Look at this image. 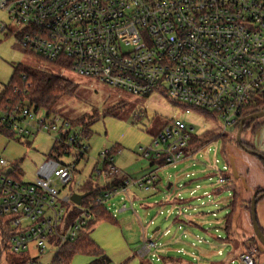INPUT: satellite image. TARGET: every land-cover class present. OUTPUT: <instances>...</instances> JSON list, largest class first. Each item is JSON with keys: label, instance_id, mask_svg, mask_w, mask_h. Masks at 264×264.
Listing matches in <instances>:
<instances>
[{"label": "built area", "instance_id": "obj_1", "mask_svg": "<svg viewBox=\"0 0 264 264\" xmlns=\"http://www.w3.org/2000/svg\"><path fill=\"white\" fill-rule=\"evenodd\" d=\"M0 10L18 26L27 51L134 96L163 94L185 113L212 112L223 132L264 101V0H0ZM0 125L14 139L53 135L60 157L75 151L71 162L45 161L33 181L7 170L10 161L0 154V264H9L10 255L20 264H43L40 256L51 247L55 254L47 264L61 263L62 247L78 239L108 200L128 196L133 185L150 190L158 170L210 143L190 149L194 127L175 117L139 149L152 166L147 174L128 176L116 164L120 149L103 148L76 190L61 195L59 184L68 185L79 163L90 160L86 137L69 119L28 103H0ZM228 180L219 178L221 184ZM89 181L94 189L108 188L73 202L70 195L83 193ZM31 244L36 255H29ZM155 246L145 243L142 254ZM241 262L255 264L244 254Z\"/></svg>", "mask_w": 264, "mask_h": 264}, {"label": "rangeland", "instance_id": "obj_2", "mask_svg": "<svg viewBox=\"0 0 264 264\" xmlns=\"http://www.w3.org/2000/svg\"><path fill=\"white\" fill-rule=\"evenodd\" d=\"M1 23L8 24L9 30H0V91L9 83L18 64L57 74L76 83L75 92L61 98L52 107V112L72 121L84 119V122L74 126V130L82 134L86 125L89 128L90 136L84 142L90 146V160L88 163H79L68 185L59 184L61 195L76 190V183L83 181L91 172L94 159L103 148L116 146L120 149L116 154V164L123 170L132 171L131 168L140 165L150 167V161L139 149L149 145L175 117L185 120L202 137L206 132L222 136V139H210V143L193 153L192 157L158 170L159 182L150 190L132 186L129 197L121 193L106 203V208L111 213H116L120 225L98 220L90 234L104 247L112 264H241L242 254L251 256L255 264H264V248L259 249L250 214L253 194L264 188V184H254L258 181L257 176L252 178L247 172L249 169L252 171V160L247 157H259L239 146L238 126H229L223 132L222 121L213 116L212 112L185 113L163 94L134 96L111 88L99 80L80 77L64 62H51L27 51L17 32L18 26L3 10H0ZM263 119L264 117L255 118L249 122V126L241 133L243 142H247L252 132L251 125ZM9 135L0 134V154L10 161L7 170H12L25 181H33L41 165L49 159L57 160L59 157L63 163L74 160L73 150L63 157L58 155L54 149L53 135L39 133L23 140L12 139ZM230 157L234 158L239 174L245 177L248 189L242 180L234 177L231 166L230 170L224 169L229 165ZM222 175L229 178L225 184L219 182ZM233 185L238 196V205L233 214V229L239 244L237 247L231 241L221 244L220 255L218 247L210 242L216 241L218 233L224 238L227 236L221 227L231 211L230 204L235 191ZM254 189L256 190L253 192ZM245 194L249 196L244 200ZM124 203L126 209L116 212ZM256 212L258 222L264 229V196L258 201ZM191 216L201 226L195 227L193 234L186 235L187 227L183 225V220L188 221ZM240 217L242 228L239 231ZM157 227L160 229L157 230ZM149 241L156 242V246L151 248L150 253L143 255L140 251ZM166 246L176 247L175 251L171 249V253L167 255L164 252ZM209 252H213V255H208ZM37 253L35 245L31 244L29 255ZM54 254L55 249L51 247L41 254L40 261L47 264L53 260ZM20 260L17 255H10L9 264H20ZM90 260L89 255L77 253L71 264H88Z\"/></svg>", "mask_w": 264, "mask_h": 264}, {"label": "trees", "instance_id": "obj_3", "mask_svg": "<svg viewBox=\"0 0 264 264\" xmlns=\"http://www.w3.org/2000/svg\"><path fill=\"white\" fill-rule=\"evenodd\" d=\"M75 89H76V83L68 78L53 73H47L39 69L27 67L23 64H18L14 69L13 75L9 83L5 85L4 88L0 91V103L8 102V101L12 103H28L29 105H34L37 109H44L47 110L48 112H52V107L58 101H60L61 98L71 96L75 92ZM172 103L176 104L179 108H184L175 102ZM263 110H264V101L258 102L256 104L251 105L248 109L244 110L242 113V117H245L250 114L258 113ZM193 111L201 112L202 110L193 109ZM70 121L75 126L84 122V119H79L75 121L70 120ZM250 121H254V119L247 120L245 122L244 128L249 126ZM239 125L240 122L238 123V128ZM5 129L6 128L4 126L0 125V134L1 133L10 134L9 137L14 139L13 134L9 133ZM208 134H211L209 138L207 137ZM82 135L86 138H89L90 130L89 128H87V125L82 130ZM204 137H202V135L200 134L194 135L190 141L189 148L195 150L202 147V146L199 147V145H205L208 142H210L209 141L210 139L211 141L222 139L221 135L213 134L209 132H206ZM238 144L241 147L243 144L246 148L256 151L253 148V146H251L246 142L242 141V143H238ZM115 148L117 147L116 146L112 147V149ZM259 159L264 165V157H259ZM159 163L161 164L162 161H159ZM105 188L108 187H100L94 189L93 182L89 181L81 188V192L83 193L90 192V195L88 197L90 198L91 196L100 193ZM260 193L261 190L259 194ZM237 205H238V196H237V192L235 191L230 204L231 211L225 217L226 235H230L232 232L233 223H234L233 214ZM250 211H251V201H250ZM97 220H107L109 222L115 221V219L112 217V214L109 211H107L105 207H100L99 213L97 214V218L94 221L90 222V224L87 226V229L82 231L78 239L74 242L66 243L62 247L58 255V257L62 259V262L61 263L58 262L57 264H71L73 256L77 253H85L89 256L96 257L95 261L92 264H99L100 262L107 260L101 247L89 236V231L92 228V226L97 222ZM261 229L264 233V229L262 227ZM255 250H257V248H255Z\"/></svg>", "mask_w": 264, "mask_h": 264}, {"label": "crops", "instance_id": "obj_4", "mask_svg": "<svg viewBox=\"0 0 264 264\" xmlns=\"http://www.w3.org/2000/svg\"><path fill=\"white\" fill-rule=\"evenodd\" d=\"M252 127V132L250 133V136H248L247 138V142L248 144H250L251 146H253V148L258 151L259 153H261L262 155H264V119L262 121H259V122H256L254 123L253 125H251ZM250 158V160H252V171L250 172V169L248 172L249 175H251L252 178H255V176H257V182H255L254 184L256 185H260V184H264V165L262 164V162L259 160V159H256L255 157H252V156H248L247 159ZM119 168L121 167L120 165H117ZM150 167L151 166V163H150ZM148 167V165H140V166H134L132 169V171L130 170H123L122 167L120 169H122L128 176L130 177H133V178H138V177H142L143 175L147 174L149 171H151L152 168ZM126 169H129V168H126ZM139 169V170H138ZM150 169V170H148ZM132 173H136L134 175L131 174ZM160 179V178H159ZM159 182V180L157 181V183ZM101 184H104V186H106V181L104 179H102L100 181V185ZM171 185V184H170ZM136 187V185H133ZM132 187V186H130ZM129 187V189H130ZM138 187V186H137ZM170 187V186H169ZM234 187V190L236 191V187L235 185H233ZM260 187V186H259ZM139 188V187H138ZM129 189H128V197H129ZM248 189V188H247ZM256 189L252 190L253 192L255 191ZM234 191V192H235ZM80 192V191H78ZM121 193L115 195L114 197H112L110 200H112L113 198H115L116 196L120 195ZM251 194V193H250ZM247 194L243 195V199L245 200L247 198ZM108 200V201H110ZM107 201V202H108ZM106 202V203H107ZM106 203L104 205L105 209L107 211H109L107 208H106ZM122 210H124L123 207H119L117 208L115 211L116 212H121ZM110 212V211H109ZM111 213V212H110ZM112 214V217L115 219L114 222H110L111 224L113 225H116V226H119L120 225V222L119 220L117 219V215L116 213H111ZM242 217V216H241ZM241 217L238 219V230L240 231V229L242 227H240V223H242L241 220ZM98 221V220H97ZM107 221V220H105ZM109 222V221H108ZM97 223V222H96ZM96 223L92 226V228L90 229V231L93 229V227L96 225ZM183 225H186V235L187 234H193L192 231H194L193 229H195V227H199L201 226L200 222H198L195 218H193V216L189 217V220L185 221L183 220ZM234 225V223H233ZM128 228L130 229L131 228V224L128 225ZM223 230H224V234L226 235V232H225V219L223 221V225L221 227ZM160 229V227H159ZM158 230V229H157ZM90 231H89V236L101 247V249L103 250L104 252V255L106 256L107 260L103 261V262H100L99 264H112L111 262V259L106 255V252H105V249L104 247L100 244V242L93 236L90 234ZM216 238V241H211L210 244L213 245L214 247H218V254L222 255L221 254V250H220V245L223 244L225 245L226 243H228V241H231L232 242V245L237 247L239 244L238 241H236L235 237H234V229L232 228V232L230 235H227L226 238H224V236L221 235V233H218V235L215 236ZM156 243V242H155ZM145 245V244H144ZM143 245V246H144ZM176 247H170V246H166V250L164 252L167 253V255H169L171 253V249L174 250ZM151 251V250H150ZM150 251L148 253H150ZM175 251V250H174ZM179 251V250H178ZM141 252V251H140ZM142 253V252H141ZM208 255H213V252H209L207 253ZM144 255V254H143ZM91 257V260L88 264H92L96 257H93V256H90ZM174 261L176 259H173ZM228 260V258H227ZM210 264H215V263H210ZM216 264H219V263H216Z\"/></svg>", "mask_w": 264, "mask_h": 264}, {"label": "water", "instance_id": "obj_5", "mask_svg": "<svg viewBox=\"0 0 264 264\" xmlns=\"http://www.w3.org/2000/svg\"><path fill=\"white\" fill-rule=\"evenodd\" d=\"M260 117H264V110L261 111V112H258V113H254V114L247 115V116H245V117H243L241 119L240 125H239V128H238V132H237V141H238V143H242L241 133H242V131L244 129L245 122L247 120L255 119V118H260ZM242 147L244 149L248 150L249 152L257 155L258 157H264L258 151H254V150L248 149L243 144H242ZM229 163H230L231 170H232V173H233L234 177L236 179L242 180V182L244 183L245 187L247 188L246 179H245V177H243V176H241L239 174L238 169H237V166L235 164V161H234V158L233 157H230ZM260 190H261V193L259 194ZM260 190H256L254 192V194H253V197L251 199V211H250V214H251V221H252L253 229H254V232H255V236L259 240V249L261 250V249L264 248V233H263V231H262V229H261V227L259 225L256 210H257L258 200L261 197L264 196V188H261ZM89 195H90V192L73 193L72 195H70V199L73 202H76V203L80 204L82 202V200L85 197L89 196ZM157 229H159V227H157Z\"/></svg>", "mask_w": 264, "mask_h": 264}]
</instances>
